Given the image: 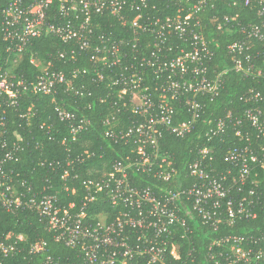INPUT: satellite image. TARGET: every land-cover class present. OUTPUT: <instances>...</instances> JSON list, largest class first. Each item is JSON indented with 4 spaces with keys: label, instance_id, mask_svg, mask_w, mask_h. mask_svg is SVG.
Instances as JSON below:
<instances>
[{
    "label": "built area",
    "instance_id": "obj_1",
    "mask_svg": "<svg viewBox=\"0 0 264 264\" xmlns=\"http://www.w3.org/2000/svg\"><path fill=\"white\" fill-rule=\"evenodd\" d=\"M182 1L185 14L179 10L165 19H152L146 12L151 0H4L0 42H5L7 58L5 64L0 63V95L16 103L22 93L51 94L57 85L70 84L63 72L50 68V61L46 60L43 66L35 56L30 60L39 73L33 82L15 72L30 40L53 34L65 43L77 40L78 48L60 51L61 57L73 58L80 51L92 49L96 80L105 88L117 89L120 99L128 95L131 110L140 117L139 122L133 121L119 130L115 128L114 115L103 118L106 137L113 143L123 144L128 152L123 160H114L111 170L100 178L83 181L85 197L79 209L74 202L63 203L59 191H48L55 187L52 179L47 181V191L39 193L31 186L19 189L5 180L4 158L12 156L7 153L2 157L4 145H1L0 204L11 213L37 211L56 239L83 257L82 261L63 264H168L172 258L181 257L180 243L174 237L179 226L183 228L182 237L187 236L190 229L185 215L197 211L204 223L217 229L239 220L254 219L264 207V177H260V174L264 176V92L257 89L249 90L243 97L247 105L244 118L255 131L256 139L249 130H236L246 143L226 153L224 159L232 168L219 175L211 173L207 162L209 148L203 146L189 164V174L197 176L199 182L183 189L162 188L158 184L177 177L174 157L160 147L162 131L158 125L177 136H185L203 111V104L195 96L218 94L223 75L229 69L243 76L264 79V0H229L227 6L237 8L231 14L216 8L215 0ZM53 4L57 5V11L52 16L49 10ZM205 8H216L211 20L217 22L218 30L238 35L227 45L230 66L225 65L220 71L208 65L214 50L198 18ZM241 8L246 10L244 18ZM106 11L120 23V36L100 34L92 42L91 16ZM132 11L136 13L134 16L130 15ZM124 30L127 34H122ZM144 32L154 37L150 52L146 50L150 43L145 48L139 43ZM178 37L182 44L176 42ZM8 63L15 64L14 68H9ZM116 67L120 71L114 74ZM146 67H151L154 73L156 98L146 83ZM79 72L75 69L73 73ZM181 103L183 106H178ZM182 108L187 109L189 118L174 122V116ZM55 110L60 120L73 119L62 105L57 104ZM231 116L220 118L206 132L207 136L221 134ZM234 124L242 125V122L239 119ZM84 126V120H72L71 137L75 139ZM85 155L91 156V153L86 151ZM84 157V154L78 155L67 164L83 161ZM62 163L61 160L41 162L53 168L62 167ZM137 173L152 177L154 184L139 186L133 176ZM68 174L69 169H65L60 178L64 180ZM62 191L76 193L75 188L70 189L66 184ZM100 193L117 210L112 218L106 212L89 215L85 211L87 204ZM42 249L41 242L27 243L23 233L0 236L1 258L12 263L18 262L20 255L32 257ZM209 249L215 264H264V229L253 232L242 228L238 234L214 239ZM3 259L0 264H6ZM186 263L185 260L182 264ZM42 264H52V261L47 259Z\"/></svg>",
    "mask_w": 264,
    "mask_h": 264
},
{
    "label": "trees",
    "instance_id": "obj_2",
    "mask_svg": "<svg viewBox=\"0 0 264 264\" xmlns=\"http://www.w3.org/2000/svg\"><path fill=\"white\" fill-rule=\"evenodd\" d=\"M228 1L215 0L216 8L228 14L234 13L237 8L233 9L227 6ZM182 3V0H151V6L146 10L147 16L149 15L152 19L157 17L165 19L167 16L177 14L179 10L185 14L186 7ZM3 4L4 0H0V22L3 17ZM215 9L205 8L198 14V18L203 32L210 40L214 50V55L208 63L209 68L220 71L225 65L230 64L227 45L238 35L217 29V22L211 20ZM56 11L57 5L53 4L49 13L53 16ZM245 11L241 8L243 18L246 16ZM135 14L133 11L130 13L131 16ZM80 16V20H82L83 14ZM251 18L254 19L253 14ZM90 28L93 31L90 34L92 42L96 41L100 34L119 37L122 30L120 23L107 11L93 13ZM122 34H127V32L124 30ZM172 40L175 38L172 37ZM153 42V35L144 32L143 39L139 43L144 48L147 43H150L151 46L146 48L150 52ZM176 42L182 44L179 37L176 38ZM73 48H78L77 40L65 43L53 34L32 38L25 46L22 58L15 67V72L18 75L28 82L35 80L39 70L30 60L32 56H35L50 61V68L63 72L70 84L57 85L51 94L22 93L16 103H10L5 95H0V147L4 145L1 150L2 157H5L7 153L12 156L11 159L4 158L3 162V169L6 172L5 180L10 184L17 185L19 189L31 186L33 191L39 193L44 189L47 191V181L52 179L55 187L48 191H59L63 203L74 202L75 208L79 209L83 205L85 197L83 181L87 178H100L104 172L111 170L114 160H123L128 152L126 147H122L123 144L113 143L106 137L103 118L114 115L115 128L119 130L129 126L133 121L139 122L140 117L131 110L128 95L124 99H120L117 89L105 88L102 83L96 80V73L93 71L95 64L91 59L92 49L80 51L73 58L60 56V51ZM6 58L5 42H0V63L5 64ZM75 69H79L81 72L74 74ZM119 71L120 68L116 67L113 72L115 74ZM145 77L150 91L156 98L155 77L151 67L145 68ZM223 79L222 86L215 96L210 94L195 96L196 100L203 104V111L201 117L185 136H177L158 125L159 130L162 131L159 138L160 147L174 157L177 168V177L174 181L158 183L162 188L183 189L199 182L200 179L197 176L189 174V164L197 157L199 148L203 146L209 148L208 170L219 175L232 168L230 163L224 159L226 153L230 149L246 143L240 135L236 134L238 128H242L243 131L249 130L252 138L256 139L255 131L244 118V110L247 105L243 97L251 89L264 92V79L243 76L232 69L224 73ZM186 95L192 96V93ZM57 104L62 105L73 115L72 120L79 122L82 119L85 121V126L75 139L70 134L72 120L59 119L55 110ZM180 105L183 106V103L178 104V106ZM228 114L232 116L231 119H227L224 131L209 138L206 132L220 118L226 117ZM189 116L187 109L182 108L180 114L174 116V122L189 118ZM239 119L242 125L234 124ZM64 138L65 142L62 141ZM86 151L90 152L91 156H86ZM81 154L85 156L83 161L73 162L72 165L67 164V161L75 160ZM44 160H61L62 167L53 168L42 165L41 162ZM65 169H69V174L63 180L60 176ZM232 171L235 172L234 169ZM75 175L78 177L75 178ZM133 176L139 186L154 184L152 177L138 173ZM260 177L264 176L260 174ZM65 184L70 189L75 188L76 193L62 191V186ZM85 211L89 215L106 212L110 218L117 213L104 193H100L97 199L89 202ZM185 217L190 229L187 236L182 237L183 228L179 226L174 237L180 243L181 257L180 259L172 258L168 264H182L185 260L186 264H215L210 258L209 249L214 239L229 234H238L242 228L253 230V232L264 229V207L259 210L258 216L254 219L239 220L233 225H222L217 229L204 223L197 211H194L192 215H185ZM9 232L23 233L27 243L41 242L43 249L30 255L32 257L25 258L20 255L19 261L13 263L1 258L0 255V259H3L6 264H42L47 259H50L52 264H63L70 261L79 262L83 259L77 250L56 239L54 233L48 229L45 220L35 210L11 213L0 204V236Z\"/></svg>",
    "mask_w": 264,
    "mask_h": 264
},
{
    "label": "rangeland",
    "instance_id": "obj_3",
    "mask_svg": "<svg viewBox=\"0 0 264 264\" xmlns=\"http://www.w3.org/2000/svg\"><path fill=\"white\" fill-rule=\"evenodd\" d=\"M38 62L41 64V65H46V59H40L38 60ZM15 64L11 63L9 64V68H14Z\"/></svg>",
    "mask_w": 264,
    "mask_h": 264
}]
</instances>
